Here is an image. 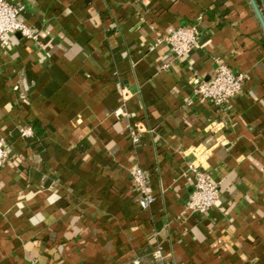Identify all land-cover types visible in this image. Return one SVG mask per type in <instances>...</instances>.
Returning <instances> with one entry per match:
<instances>
[{"label": "crops", "instance_id": "1", "mask_svg": "<svg viewBox=\"0 0 264 264\" xmlns=\"http://www.w3.org/2000/svg\"><path fill=\"white\" fill-rule=\"evenodd\" d=\"M8 1L38 39L0 46V264H264V29L251 1ZM195 23L198 44L174 57L165 37ZM216 58L245 75L222 107L193 94ZM194 165L220 189L206 214L185 208ZM135 166L155 197L145 209Z\"/></svg>", "mask_w": 264, "mask_h": 264}, {"label": "built area", "instance_id": "2", "mask_svg": "<svg viewBox=\"0 0 264 264\" xmlns=\"http://www.w3.org/2000/svg\"><path fill=\"white\" fill-rule=\"evenodd\" d=\"M25 6L20 3H11L8 0H0V46L7 49L11 46L10 37L20 33L26 39L37 41L38 32L28 26L22 19ZM201 31L195 23L190 26H180L165 37L170 44L174 57H182L189 54L198 44ZM194 85L193 94L203 100L211 101L217 107L226 105L231 99L242 92L245 75L235 71L223 60L215 59V68L210 79H201L195 76L192 79ZM122 109H117L116 114H122ZM23 138L33 136L30 127L21 128ZM133 141L138 138L133 136ZM11 158V151L7 142L0 139V167H3ZM194 174V187L186 200L185 208L193 214H206L211 211L220 198V189L207 172L200 167H191ZM130 178L138 190L139 205L142 208L149 207L155 200L149 175L141 167L135 166L130 170ZM161 250L155 251V257L162 258ZM35 264V262H31Z\"/></svg>", "mask_w": 264, "mask_h": 264}, {"label": "water", "instance_id": "3", "mask_svg": "<svg viewBox=\"0 0 264 264\" xmlns=\"http://www.w3.org/2000/svg\"><path fill=\"white\" fill-rule=\"evenodd\" d=\"M250 1H251L252 5H253V8H254V10H255V12H256L261 24H262V26H263V29H264V17H263V15H262L259 7H258L257 2H256V0H250Z\"/></svg>", "mask_w": 264, "mask_h": 264}]
</instances>
